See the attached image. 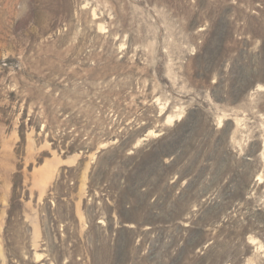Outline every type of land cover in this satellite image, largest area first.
Returning <instances> with one entry per match:
<instances>
[{
	"label": "rangeland",
	"instance_id": "obj_1",
	"mask_svg": "<svg viewBox=\"0 0 264 264\" xmlns=\"http://www.w3.org/2000/svg\"><path fill=\"white\" fill-rule=\"evenodd\" d=\"M0 264H264V0H0Z\"/></svg>",
	"mask_w": 264,
	"mask_h": 264
}]
</instances>
